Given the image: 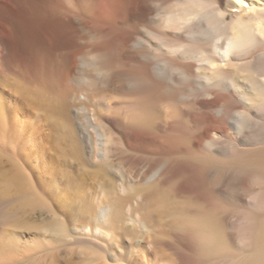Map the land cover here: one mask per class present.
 <instances>
[{
  "label": "bare ground",
  "instance_id": "6f19581e",
  "mask_svg": "<svg viewBox=\"0 0 264 264\" xmlns=\"http://www.w3.org/2000/svg\"><path fill=\"white\" fill-rule=\"evenodd\" d=\"M88 1L0 0V148L22 138L10 134L20 102L44 108L8 75L50 32L62 59L81 60L119 93L108 103L86 95L67 102L81 119L75 126L53 122L64 145L55 159L74 161L78 173H101L93 177L118 204L111 231L123 213L124 199L113 198L119 189L129 191L125 200L142 198L146 222L170 234L145 238L143 260L114 259L187 264L179 250L190 236L195 264H264V0ZM132 23H145V35ZM67 108L57 112L67 116ZM91 157L106 164L90 172ZM60 166L54 173L70 178L75 169ZM128 173L140 182L128 183L135 180ZM14 255L0 253V264Z\"/></svg>",
  "mask_w": 264,
  "mask_h": 264
},
{
  "label": "rangeland",
  "instance_id": "374dc122",
  "mask_svg": "<svg viewBox=\"0 0 264 264\" xmlns=\"http://www.w3.org/2000/svg\"><path fill=\"white\" fill-rule=\"evenodd\" d=\"M87 1L77 0L76 5L84 6ZM130 28L138 35H145V23H132ZM84 33L83 41L89 40L91 35ZM52 41L50 32L48 35L43 32L31 59L22 64L14 63V69L17 68L8 75L17 89L44 108L32 109L19 101L22 115L13 121L15 124L11 122L10 134L22 138L18 143L10 141L7 149L0 148V168L4 167L6 172L0 169V253L15 254L18 259L4 264H120L114 255H134L143 260L140 247L150 251L145 238L151 239L153 235L170 238V234L164 230L154 231L146 222L143 216L146 210L139 207L142 198L125 200L129 191L125 193L119 189L113 193L114 199H124V202L119 207L123 212L120 220L113 223L111 231L108 224L112 217L110 212L113 207L118 208V204H112L97 177H93L101 173H78L74 161L58 164L55 159L56 151L64 145L54 134L53 122L57 119L75 126L81 119L68 104L80 97L84 99V95L108 103L119 93L94 75L90 66L80 63L81 60L75 66L62 59ZM15 97L12 94V98ZM62 104L68 107L67 116L57 112ZM47 107L54 108L55 115L50 116ZM22 129H27L23 135ZM115 151L113 154L117 153ZM91 158L88 169L95 170L90 169V172L97 170L96 164H106V161ZM111 159L117 164L116 156L112 155ZM57 164L66 171L73 167L76 173H69L68 179V173L56 175L54 168ZM128 174L135 179L128 183L140 182L137 173ZM105 175L106 178H117L114 173ZM66 187L71 190V196L67 195ZM192 242L190 236H184L180 243L179 251L187 264H195V255L190 249Z\"/></svg>",
  "mask_w": 264,
  "mask_h": 264
},
{
  "label": "snow or ice",
  "instance_id": "6c2138e0",
  "mask_svg": "<svg viewBox=\"0 0 264 264\" xmlns=\"http://www.w3.org/2000/svg\"><path fill=\"white\" fill-rule=\"evenodd\" d=\"M236 3H243V0H236Z\"/></svg>",
  "mask_w": 264,
  "mask_h": 264
}]
</instances>
